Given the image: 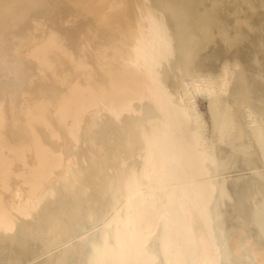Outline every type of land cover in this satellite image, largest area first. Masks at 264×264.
<instances>
[{"label": "bare ground", "instance_id": "bare-ground-1", "mask_svg": "<svg viewBox=\"0 0 264 264\" xmlns=\"http://www.w3.org/2000/svg\"><path fill=\"white\" fill-rule=\"evenodd\" d=\"M0 264H264V0H0Z\"/></svg>", "mask_w": 264, "mask_h": 264}]
</instances>
